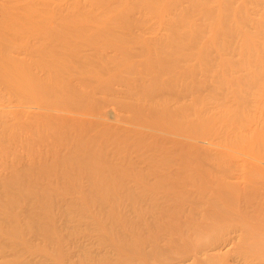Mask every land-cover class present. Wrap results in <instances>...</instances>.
Segmentation results:
<instances>
[{
  "label": "rangeland",
  "instance_id": "374dc122",
  "mask_svg": "<svg viewBox=\"0 0 264 264\" xmlns=\"http://www.w3.org/2000/svg\"><path fill=\"white\" fill-rule=\"evenodd\" d=\"M108 44L110 45V47ZM117 46L118 47L121 46L120 47L121 49L118 48ZM123 48L125 50L122 51ZM86 50H91L92 52L86 51ZM93 50H95L94 52L96 55L94 54ZM96 50H98V52ZM102 50H105L106 52L104 51L103 53ZM115 51L116 53H114ZM73 53H74L73 54V70L71 69V71L73 72H72L71 78L69 76V79L71 80L73 79L72 81L71 80L70 81L74 85L72 86L73 87L72 89H73V92L76 93V94L73 93V97H74L73 100L74 99L75 100L73 101L72 104L70 102V105H68L65 102L67 100L65 96L64 98L61 97L62 98L61 100L59 99L60 101L58 103L60 105L58 103L57 105L61 109L63 110L65 109L64 111L60 109L61 111L63 112L66 111L64 114L66 117L64 118V115H63V118H62L61 117L62 115H61L60 118L62 122L64 120L68 122L69 121L68 118L69 119L72 118L73 120L76 118H80L84 120V121L82 120L81 121L83 122L86 128H89V131L82 130L79 125H77V127L82 131V134L85 135L86 137H93L97 133V131H100V136L103 135L101 137L102 139L100 138L101 140L100 139L97 140L96 147L94 146L95 149L92 153L93 155L95 153L99 157H96L94 155L96 159L89 160V164L91 166H95V165L102 166L106 170V172L111 170V174L109 175L110 177H107L106 175L103 174V177L105 176L107 177V179L104 178L106 180L104 184L103 183L104 179L100 175L101 179H103L101 180L102 181L101 184L103 185L104 187L103 190L105 191L102 190L103 192H100V193H90V191H88L89 193L82 194L81 192L82 191L84 192L85 190H87V187L89 189V186H90V183L85 182V179H84L85 173L82 171H79L80 169L79 168L77 169V166H73L72 169L70 168L71 170H69V167L68 168L63 167L61 166L62 164H57L53 161V159H51L54 153L60 154L61 156H66L69 150L68 144L72 145V142H73V146H77L78 145L77 139L73 141L71 140L72 141L71 143L63 140L62 137H60L61 139H59V137H56V139H54L55 135L52 134L53 132L50 133L51 131L50 132L48 131L49 132L48 133L46 131L48 129L46 128L45 130L46 132L43 133L45 136V142L42 143V145L44 144V146L42 148V146L40 145L42 150L40 149V147L36 148L38 151L40 149L43 152L41 153L39 151V153H41L40 157L42 155L45 156V159H42L39 157V153L36 149H34V151L32 149L31 151H29L30 149L24 150V148H20L16 144V142L12 143L13 140L11 139L10 136L6 134L8 137L7 138L6 135H4L6 137V138L4 137L6 140L10 138L9 141H11L7 143L5 142V139H4V142H5L4 144H7L5 146H8V145L10 146L13 144L11 147L12 148L15 147V148L13 149L12 148L10 149V147L9 149L2 148L3 150L7 149L8 151L4 150L5 151L4 152L3 150H1L3 153L0 151L2 154L0 156V160L4 153L5 154L3 157L4 159H6V161L4 159L1 160V161L4 160L3 163L0 162V199L2 197L5 199L7 193L10 192L9 193L10 197H9V194L7 195L8 196L7 198H9L8 201H6L7 199L6 200L2 199L3 201L0 200L1 201L0 202V212H4L2 211V208L7 207L6 209L8 211L7 213H9V215H6V216L4 215L1 216V213H0V218H1L0 227H4V229L6 228V226L7 228L9 226L8 229L17 227L13 223L10 224L11 220H5L6 217L8 216L14 217V215L17 214L18 216L17 215L15 216L16 218L18 217V226L20 227L18 228L20 232H22L20 234L22 238H24L23 243H25V245L21 244L19 246V244H17L15 241L13 242L11 238L9 237L7 238L6 236H3L4 238H6L4 239L0 234L1 236L0 246L2 245L0 247V264H1V261H2V264H110L111 262H112L111 264H114L113 263L114 260L116 261L115 263H117L118 261L119 264L121 263H126V264H200L201 262L200 255L204 251L219 247L220 244L226 240V237L224 235H223V238H220L218 235V231H215L213 237L207 240L204 244L200 246H195L194 249L188 245V244L195 243L193 239L195 234L201 231H204L205 227L212 225V220L215 218L218 208H220L221 206L222 209H224L225 206L227 205L226 201H224L222 204L221 202H218L217 195L214 194V192L211 189V186L215 190V187L219 183H222V182H226L227 184H232L234 183V180L235 182H238L239 177H243L245 179L253 178L252 176L253 174L250 175L247 173L248 175L245 174L247 176L244 175L243 173L245 171L243 169L244 166H241L239 164L240 168H236L237 164L241 162L240 159L243 160L244 157L248 158L249 161L252 163H255L257 159L255 160L253 159L257 157L260 158L258 160H260L261 162L263 161V158H262L263 156L261 155L259 156L258 152L264 155V150H263L264 149V145H263L264 138L260 137L262 136V134L264 135V125L261 123V121L264 123V117H263L264 108H262L264 106L263 105L261 106V104H264V0H73ZM77 54H79L80 56ZM84 54H86L87 57ZM92 55L94 58L91 57ZM95 57H97V59ZM88 58L90 59L92 58V59L89 60ZM84 59H86V61ZM124 65L128 67H125ZM145 65H146V68H145ZM86 68H87V71H90L89 74L86 71ZM117 68L118 70H121L123 68L125 71L127 68H129V71L127 70L126 74L120 73L122 71L125 72L122 69V71L118 73ZM83 69H84V72L82 71ZM95 69H96V72H93V70L95 71ZM133 69L136 71L134 72ZM82 72L83 74L81 75ZM94 74H96L98 78H96ZM114 74H117L116 76L118 77L122 75L125 78V80L123 79V82L121 81L122 79H120L122 84L121 82H119L118 78H117L118 80L116 79ZM81 76H84V77L79 78ZM87 76L94 77L93 81L92 79H90L91 77L89 78ZM151 76H153L154 78ZM65 77H68V76H65ZM126 77L128 80H126ZM109 78H111L110 81L108 80ZM152 78L155 81H152L153 80ZM155 78L156 79L158 78V81H156ZM65 79L67 81H65ZM65 79H62L63 83L60 85L62 89L63 87H69L72 85L69 82L68 78H65ZM76 79H78L79 82H76L77 81ZM82 79H83V82L81 81ZM113 79H115L116 82L111 81ZM144 79L146 82L147 81L148 82L151 81L153 83L158 82L156 84H159V79L163 80V82L160 81V83H162L161 84L162 87L163 85L166 84V87L164 86L166 90L162 88L163 92H160L161 90L159 92L160 94L164 92L165 94L166 93L167 94L166 95L162 94L161 96L159 94V96L157 97H155V95L153 94H151V96H148V95L145 96L144 95L145 91H143L144 87L142 86H147L148 83L146 85H142ZM84 80L85 82L89 81L90 83H92V84L87 83L91 85V86L88 85L90 88H93L92 86H94L92 91L97 90L96 88H98V91H100V92L96 91L97 92L96 95L94 92V95H93L94 100L96 99L100 100L102 98V100L104 99L106 100V102L103 101V103H100V102L93 103L94 101L85 99L83 97L84 96L83 93H85L84 91L87 90L85 86L86 87L88 86L84 83ZM102 80L104 82H102ZM106 80L112 83L109 84L107 82V85H106V82H105ZM129 80L130 82L127 83ZM64 81L67 83L69 82L71 85H69L68 83V86H67L66 85L67 83L64 84ZM145 81L143 84H145ZM78 83L80 84L78 85ZM153 83H151V86L153 87L155 86L154 88L157 89L159 85H156V84L152 85ZM168 83L169 85L167 86ZM63 84L65 86H62ZM94 84H96L97 87ZM127 84H130L132 86H130L129 88V85ZM124 85H126L127 87ZM103 86L104 87L106 86L108 90L110 89L112 91H115V90L117 91H115L116 93L112 91H111L112 93H110V90L109 92H106L105 88L102 89ZM83 87L86 90H84ZM101 89L103 91H101ZM118 90H121V92ZM16 97L19 98L18 96ZM147 97L148 98L151 97L149 98L151 99V101H149ZM162 97L166 105L163 103L164 101L162 100ZM42 98L44 100V97ZM42 98L41 97L39 98L41 99V103L43 101ZM153 98L159 101L157 102L153 100ZM158 98L161 99V102L163 101L162 103L164 106L162 105V103L160 102V99ZM19 99L24 100L25 98L20 97ZM63 99H65V101H62ZM27 100L23 102L15 98L14 100L15 102L13 103L15 105V103L18 101V104L16 105L20 106L19 105L20 102L27 103V104L30 103L29 99ZM46 100L48 99L45 98V101ZM175 100L177 101L174 102ZM197 100H199V102ZM88 101L90 102V104L87 103ZM148 101L152 102L155 105L150 104ZM148 103L150 104V106L148 105ZM123 105L125 107L127 106V109ZM170 105L172 106V109L174 108V111L171 108H169L171 107ZM121 106L123 107L122 109H121ZM180 106H181V109H184L185 111L188 110V112H183L185 117L187 113L190 114V116L186 117L187 121L184 120L185 117L182 116L183 114L179 113ZM71 107H74V108H71ZM152 107H155L154 110L152 109ZM164 107L165 109L169 108L170 110L168 111L164 110ZM157 108L159 111L157 110ZM222 108H224V110ZM67 109H70V110H67ZM177 109L179 110L178 113L176 111ZM245 109L247 110V112ZM94 110L95 112H93ZM144 110H146V114ZM150 110L153 116L155 114H156L155 116H157L158 114H161L162 110H163V113L160 115V117L159 115L157 117H153L151 116V114L147 112ZM171 110L172 112L176 111V113L182 119H180L179 121V118L175 117L174 115L176 113L172 114ZM89 111L91 113H88ZM166 111L170 115L172 114L171 115L172 117L173 116L175 117L174 120L172 117L166 116L169 118V122H167L168 119L164 116ZM204 111L205 112L207 111V112L205 113ZM69 112H71L70 115H69ZM77 112L79 113V115ZM136 112H138L140 115H138V113ZM234 112L237 115H235ZM103 113L104 114L106 113L107 117H105ZM245 113L247 115L250 114L251 118L248 117L250 115L246 116ZM180 114L182 115L180 116ZM200 114H203V115L205 114V115L204 117L203 115L202 117H200L199 116ZM214 114L216 115L214 116ZM226 114H228L229 118L227 117ZM231 114H233L234 116ZM165 115H168V114H165ZM73 116H76V118H74ZM102 116L103 118L105 119L107 118V119L106 120L102 119ZM148 116L150 117V119L148 118ZM194 116L196 117L195 120H194ZM207 117L209 118L211 117L210 120ZM224 117L227 119H224V121H221V119ZM230 117H234V118H231L232 119L231 120ZM252 117L254 120H256L255 121L256 123L253 120L251 121ZM198 118H200L198 120L199 123L196 120ZM201 118H202V121L204 118L203 122L201 121ZM213 118L214 120H212ZM134 120H136L137 122ZM159 120L161 121L162 124L159 122ZM183 120L185 122L184 123L185 125L189 123L188 124L189 127L185 126L184 128V125L181 124ZM192 120L196 121L197 123L196 126H194L195 122L191 123L193 122ZM205 120L207 122L209 121L208 123L210 125L207 124ZM30 121H31V118L29 119V122ZM78 121L81 122L80 120ZM175 121L177 122L178 125H176ZM210 121L212 124L210 123ZM220 121L224 123L225 121H228L226 123H229L228 124L229 129H231V126H232V131L229 130L228 127L224 128L225 124L223 123L220 124ZM229 121H233L235 126L233 125L232 122H229ZM145 122H146L147 129L142 127V123H144L143 126H145ZM170 122H171V125H173V127L180 126L179 129L177 128L178 131H180L181 129L183 132L186 129L187 131L190 130L191 132L192 131L191 129L194 130V128H192L191 125L197 128V130L195 129L196 132L192 131L193 132L192 134L188 131L190 136L188 134L181 133V131L176 133L177 129L176 130L173 129V127H171L170 125ZM172 122H175V123L172 124ZM215 122L219 123L218 124L219 126ZM238 122H241V125ZM136 123L139 128L135 126ZM202 123H205L206 131L203 128L204 125H202ZM235 123H237L238 125ZM257 123L258 124L260 123L259 125H261V129L259 128L260 127L259 125H256ZM152 124L155 126V128H153L152 126V129L156 130L154 132H152L153 130L151 128H148ZM155 124L157 126L160 124L158 126L159 129L158 128L156 129L157 126ZM166 124L170 127L166 126ZM198 124L200 125V127ZM92 125L96 127V130ZM129 125L132 130L133 129L137 130L135 132H137V134H139L140 136L135 134L134 130L132 131ZM53 126L51 127V129L56 128ZM209 126L214 127V128L212 129ZM220 126H221V129H220ZM222 126H224L223 127L224 129L222 128ZM66 127H69V126L67 124H62V126L60 125V129L66 128ZM165 127L167 128L168 132L175 130V132L173 131L174 133L171 132L172 136L170 132L167 133ZM235 127L236 129L233 130ZM160 128L162 129V131ZM170 128H172V130ZM241 128H243V130L246 129L247 132L240 131L242 130ZM248 128L249 130L251 129L252 131L247 130ZM125 129H127L126 134L130 132L133 133V134L127 135V137H130L128 141L123 140L124 138H127L125 137V133L123 134V131L125 132ZM149 129H151L152 131ZM164 129L165 131L163 132ZM222 129L224 130V134L222 133L223 131ZM237 129H240V130L238 131ZM128 130H130V132H127ZM158 130L163 132L164 135L158 133ZM209 130L211 133L209 132ZM236 130L237 132H240V134L243 133L242 135L239 134L240 136H238V138H240L241 136L243 137V135H246L247 133L250 134V132H252L254 135L251 133L250 135H248L249 137L247 136L249 141L247 140V138L241 137L240 138L241 141H244L245 143L243 142L241 143L239 139V141H236L237 146H235L236 145L235 140H237ZM187 131L185 133H187ZM199 131H201L200 133L201 135H204V137L210 135L212 139L210 138V136L206 138H204L203 136H202L203 138L198 136L200 134V133L198 134ZM202 131H205V132H202ZM226 131L227 133L229 131L227 135H225ZM254 131L256 132V134L257 132L261 133V131H263V133H261V135L260 133H258L259 134L258 136V134L256 135ZM110 132H115L113 134L116 137H112L109 139L110 135L108 134ZM27 133L28 135L26 136H28V138L34 137L35 140L37 139L36 136H33V137L31 136V135H34L33 132L28 131ZM179 133L183 134L184 136L188 135L189 137H184L183 135H180ZM177 134H179L180 136L179 138L177 137ZM56 135L59 136L58 134ZM106 135H108L107 136L108 137L107 140L109 139L108 143H107V140H105ZM160 135H163L165 138L169 137L172 140L175 137L173 140V143L175 141L176 142L174 144H177V140H176L177 138L179 139L180 142L181 140L182 142L183 140H187L186 143L191 142L190 144H192L193 141L197 138L198 140L200 138V140H203V141L205 139L206 141L204 142L206 143H204L203 141L198 142V140H196L197 144L194 141V145L196 144L197 146L200 144L203 148V151L206 150L204 152L207 155H205L204 152H201V153H204L205 157L204 155L202 156L199 150L197 153H199L202 157H200L201 158L200 160L197 157L199 156V154H195L196 158L200 160L198 161L200 163H196L197 159H193L194 161H192L191 157L193 156V158H195L193 153H195L199 147H200L199 149H201V146L199 147L197 146L198 147L197 149L195 146V149H196L195 152H194V149L190 148V152L193 150L192 153L190 154L191 159L188 158L189 156L187 154L189 152L186 150L187 148L186 149L185 147L182 148L187 152V154L184 153V156H183L186 159V162L188 163L192 162L191 163L192 165L195 162L193 166H191L190 164L191 167L188 168L189 165L188 163L185 162V160L184 161L182 160V162L177 163L178 158L176 159L174 158L175 155L177 157L180 153L178 151H177L178 155L175 153V151L177 150L176 148L179 149L183 147L185 142L182 143L183 144L182 146L180 145L181 143L178 142V145L176 146H179V145L180 146L175 148L174 147L175 145L172 144L171 139L169 141L170 144L169 142L167 144L166 142L169 139H167V141L165 142L163 140L165 138L163 136L160 137ZM167 135L168 137H166ZM191 135H194L195 139L194 137L192 138ZM223 135L225 136V138ZM231 135H234V136L236 135V136L234 137ZM251 135L254 136V138L253 137L251 138ZM255 136L256 138L258 137V140H259V142H256L257 144L255 143V141H254V144L253 142H251V139L257 141ZM103 137H104V142L107 143V146L102 144L104 143ZM64 138L66 139L67 136H64ZM180 138H185V139H180ZM214 138L216 139L217 142L215 141ZM259 138H261L262 140ZM160 139H162L163 141ZM115 140H116V144H115ZM260 140L263 143L260 142ZM99 141L100 143L102 142L101 144L104 147H108V148L105 149L103 146H97V143ZM157 141L161 143L157 144ZM162 142H163V145L167 144V146H164L165 148L164 151L168 150L172 152V149L170 150L171 145L173 146L172 148L176 149L174 150V154H173L174 156L173 155L171 156V154L165 152L167 153V157H166V154L164 153L165 158L162 159L164 157L162 154L163 148L162 150H160L161 146H159L160 144H162ZM202 142L205 145L206 144L207 145L205 146ZM207 142L208 143L210 142V143L208 144ZM136 143L138 144L136 145ZM229 143H231V145ZM248 143L250 145H247ZM2 144L0 145V149H1V146L2 147L4 146ZM109 144L110 146H108ZM152 144L154 146L158 145L159 148L158 147L149 148L150 146H152ZM213 144L214 145L217 144V145L214 147ZM241 144H243L244 146H241ZM208 145L209 146L211 145L210 147L212 149L211 148L209 149ZM256 145H258L257 148H256ZM231 146L233 149L231 148ZM251 146L253 147L252 150L255 151L254 153L256 154L257 152L258 156L250 157L249 155L251 154H249V152L252 153L253 152L252 150H251L252 152L249 151L247 153H244V150L248 151L251 148ZM17 147L19 148L18 150H17ZM166 147L167 148L170 147V148L167 149ZM259 147L263 151H261ZM147 148H149L150 150H148ZM213 148H217V149H213ZM14 149H16L19 152V154L15 153L14 151L16 150ZM146 149L148 150V152L152 150V154L151 153L148 154ZM156 149H158L159 153L157 152ZM235 149L237 152L235 151ZM77 150L78 149H73V151L75 152H73L72 154H73V157L75 158L81 156L78 152H76ZM184 150L183 152H185ZM23 151H24V154H22ZM35 151H37V153H35ZM154 151L155 153L153 154ZM6 152H8V156L6 155ZM9 152H11V154L13 152L14 153L12 155H9ZM25 153L27 155V158H26ZM27 153H30L32 155L27 154ZM241 153L243 154L239 156V154ZM17 154L19 155L20 159H18L19 157H17ZM156 154L157 155L159 154V158ZM13 155H16L14 158H16L17 163H15V160H14V163H12V165H9V163L12 162L14 159ZM33 155L34 156L36 155L38 159L40 158L43 160V162H46V163L43 165L42 163H40L42 161L37 160L36 158L35 160L37 161L35 162H31V163L27 162V160L29 161L34 160V157H32ZM151 155L153 156L151 157ZM155 155L157 156L158 159H156ZM186 155L188 157H186ZM230 155L232 156L229 157ZM6 156L8 158H5ZM9 156H11L10 158H13V159L11 160ZM139 156L145 158V160L146 159L148 160L150 158L149 161H152V164L151 162L148 163L149 161L146 160L147 162H143L142 166H141V162H139L140 164L139 165L137 161L144 160L143 158L142 159L139 158L140 159L139 160L137 158ZM170 156L171 158H173V161L171 160ZM206 156L211 158L212 161L210 159L208 160V162L210 161L211 164L207 163V160L206 161L204 160L205 163L202 162L203 157L204 159H208L206 158ZM236 156H239L240 159L238 160ZM153 157H155L156 159L154 160L155 162H153V159H154ZM168 157H169V161L174 162L173 163L174 168L171 167L172 163L171 162H170L171 164L169 163L171 165L170 166L171 171H170L169 165L166 164L169 162ZM180 157L183 158L182 155ZM180 157L179 159L181 161ZM235 158L239 162L236 161ZM8 159L11 161H9ZM19 160H22V161H19ZM25 160L26 162H24ZM156 162H158L157 163L158 165L162 164L163 169L161 167H157V165H153V163L155 164ZM175 162L177 165L175 164ZM183 162L184 164L186 163L185 165L187 166V170L185 168L186 166L184 167L183 166L184 164L183 165L181 164ZM261 162L260 164L263 165V162L262 163ZM137 164L139 165L140 168L138 167ZM145 164L147 165L145 166ZM164 164L168 166L165 165V168H164ZM195 164L196 165L201 164V166L203 165L202 167L203 171L207 170V172H208V169L210 168L208 166L209 165L213 166V169L211 170V174L208 173L209 174L208 175L203 172L205 177L206 175H208L206 178L210 180L209 183L206 182L207 179L203 176V174L201 175L202 168L197 165L199 167L198 169H200V172H197L198 170H196L197 167L195 166ZM204 164L206 166V169H204L205 167ZM241 164L243 163L241 162ZM175 165L177 169L179 168L178 169L179 171L180 170L182 171V168H185L183 169L184 173L183 172L177 173L178 171L177 169H175ZM178 165L182 166V168L177 167ZM262 165H260L259 167H261V169H264V166ZM153 167L155 168V170L157 168H158L157 170H161V169L164 170L166 169V167H168L169 168L168 171L170 172V174L168 173L169 174L168 177L171 176L170 179L167 180L168 179L166 178L167 176L163 175L165 170L161 172L157 171L158 173H156ZM193 167L195 168V170ZM191 168L194 170V172L196 171V173H200L201 177H199L197 174H193L194 172L192 171ZM173 169H175L176 172ZM238 169L240 170V173ZM153 170L155 172H153ZM171 172H175V174ZM166 173L167 172H165L164 174ZM80 175L82 176L80 177L82 178L81 180L79 178ZM76 177H77V180L79 178L78 181L76 180ZM100 177L97 180H100ZM83 179H84V182H83ZM253 179H255V177ZM258 179H260V176ZM173 181L174 182L176 181V182L172 184ZM165 182H167V184L169 185L165 184ZM204 182L208 183V185H205ZM77 183L78 184L81 183V184L77 185ZM5 187H6V190L8 189L7 191L5 190ZM35 188H36V191H38L37 193L39 195L38 196L35 195L36 193L35 191L34 194L31 192L33 194V197H31L30 196L31 194L29 193V189L33 190ZM3 190H5L6 193L2 192ZM22 192L24 193L23 195H22ZM40 194H41V198L43 197L44 198L39 199V200L36 199L37 197L39 198ZM24 195L26 197H23ZM10 198L13 202L12 205L10 204L11 203ZM4 201L6 202L5 205H3ZM8 203L12 207L7 206L9 205ZM45 204L48 207L52 206V208H49V209L53 212L51 213L55 217L48 213L49 209L48 207L47 209L45 208L46 207ZM84 205H89V209L87 210V215L90 213L91 216L95 215V214H92L91 212L99 211V209L96 206H99L101 207L100 209H102L101 213L98 214L95 220L92 222L93 224L92 226H91L92 217L88 215L89 218H91L89 221L88 216H86V212H85L86 210L84 211L82 210V208L84 209ZM91 206L92 208H90ZM9 207L11 209H9ZM93 207H94V210H93ZM258 207L259 206L245 207L243 210L245 214H249V216L253 215L254 218L259 223H262L264 222V212H262L260 208ZM95 208L98 210H96ZM46 210L48 211L47 214L45 212ZM84 212H85V215L83 214ZM43 213H45V215ZM80 213L81 215L86 216L85 220H84V216H81ZM221 215L225 216L226 213L222 211ZM47 216H50V218ZM82 217H83L84 222L90 225L89 227L88 225L86 226L84 222H83L84 224L82 223ZM50 219H51V222H50ZM86 220H88L90 224ZM80 221L82 223L81 226L79 225ZM48 223H53L54 228L52 227V224H50L51 226H47L49 225ZM77 223L79 224L77 225ZM75 224L77 225L79 229L76 227ZM118 224H122V227L123 226L127 227L128 225V227L126 229L125 227L121 228V226L120 227L117 226L119 227L118 228L119 230H118L116 229L117 228L116 225ZM132 225L133 227L135 226L139 227L140 230L144 229L148 231L149 233H151L154 238V243L145 244L143 246L145 249L142 250V255L140 256L131 255V256H122L121 258H118V257H114L112 253H107L108 252L107 250L109 247H107V245L104 246L103 244L105 243L102 242L103 240L102 236H104L103 234H105V232L103 231V228L111 227L110 229L113 228V232H114V229H116L117 232L115 231V233H117V235L120 234L118 231H121V229H123L126 233H124L122 230L121 231V233L123 232L122 235L125 234L124 236H127V235L131 236L132 231L134 229L130 232L131 229L129 228H131ZM96 226L98 227L97 229H96ZM99 227H101L100 229L101 231H103V233H101L102 236H100V231H98ZM137 227H136V230L139 231ZM48 230H50L49 234H47ZM90 230H92L91 231L92 233L89 232ZM96 230L99 232V235ZM76 233L77 235L80 234L82 237L80 235H78L79 237L76 236ZM91 234L92 235L96 234V235L91 236ZM88 236H91L92 241H94L93 238L96 236L95 239H97V241H94V243L91 242L90 237H89L90 240L89 239L86 240ZM98 238H100L99 239L100 241L98 240ZM136 238H143V237H132V238L129 237L128 239L124 241L123 244L127 246L134 245ZM238 239H239V235L236 237V240L234 241V243H236ZM88 240L90 242H88ZM76 242H78V245ZM99 242H101L102 244ZM81 244H84V246L83 245L81 246ZM14 245H16V248ZM97 245H100L102 247L99 248L100 246L97 247ZM23 246L25 249L22 248ZM75 247L77 249H75ZM185 247H187L188 249L185 251H181ZM2 248H3V251H1ZM58 248L60 249L58 250ZM103 248H105L106 251L105 250L102 251ZM15 249L17 251H14ZM7 250L8 252H10V254L7 252ZM78 250L80 251L79 253H78ZM83 251H84V254H86V259H85V255L81 253ZM4 254L5 256H3ZM88 259H90L89 262H88Z\"/></svg>",
  "mask_w": 264,
  "mask_h": 264
},
{
  "label": "bare ground",
  "instance_id": "6f19581e",
  "mask_svg": "<svg viewBox=\"0 0 264 264\" xmlns=\"http://www.w3.org/2000/svg\"><path fill=\"white\" fill-rule=\"evenodd\" d=\"M109 45V44H108ZM76 47V46H75ZM106 47H107V45H106ZM109 47H110V45H109ZM118 47V46H117ZM121 46H119L118 48H120ZM123 47V46H122ZM88 48V47H87ZM113 48H115V47H113ZM89 49H91V48H89ZM103 49V48H102ZM121 49V48H120ZM77 50V49H76ZM83 50H85V49H83ZM106 50V49H105ZM105 50H102L103 51V53H104V51ZM115 50V49H114ZM113 50V51H114ZM117 50V49H116ZM123 50H125L124 48L122 49V51ZM82 51V50H81ZM86 51H91V50H86ZM95 50H93V52H94ZM97 52H98V50H96ZM107 51V50H106ZM105 51V52H106ZM121 51V50H120ZM83 52V51H82ZM92 52V51H91ZM101 52V51H100ZM118 52V51H117ZM78 53V52H77ZM86 53V52H85ZM114 53H116V51L114 52ZM120 53V52H119ZM73 0H0V145L2 144V142H3V144L2 145H7V144H4L5 142H11V141H9L10 140V138L9 139H5L6 137H7V135L8 136H10L11 137V139L13 140L12 141V143H14V142H16V144L20 147V148H24V150H27V149H30L29 151H31V149L34 151V149H36V148H39L40 147V145L42 146V148H43V146H44V144L42 145V143H44L45 142V136H44V134L43 133H45L46 131L48 132H50V133H52V134H54V135H52V136H54L55 138L54 139H56V137H59V139H61L60 137H62V139L63 140H65V141H67V142H72L73 140H75V139H77V146H73V142H72V145L71 144H68V147H69V150H68V154L66 155V156H61L60 154H57V153H54L53 155H52V157H51V159H53V161L55 162V163H57V164H62L61 166H63V167H66V168H68L69 167V170H71L72 169V167L73 166H77V169L79 168L80 170L79 171H82V172H84L85 173V182L86 183H90V186H89V189H88V187H87V190H85L84 192L82 191L81 193L82 194H86V193H89L88 191H90V193H100V192H103V191H105V190H103L104 189V187H103V185L101 184V180H103L104 178H106L107 179V177H110L109 175L111 174V170H109V171H107L106 172V170L102 167V166H91L90 164H89V160H94V159H96L95 158V156L96 157H99V156H97L95 153H94V155L92 154L93 153V151H94V149H95V147H96V142H97V140H99L103 135H101L100 136V131H97V133L93 136V137H86L85 135H83L82 134V131L77 127V125H79L80 126V128L82 129V130H84V131H89V128H86L85 127V125L83 124V122L82 121H84V120H82V119H80V118H76V116H73L74 118H76V119H78V120H82L81 122H79L78 120H76V119H69L68 118V122H66V120H64V119H62V120H64L63 122L61 121V118H60V116L63 118V115L65 114V112H63L64 110L63 109H61L58 105H57V103L62 99V98H64V96H65V98H67V100L65 101V99H63L62 101H65L68 105H70V102H71V104L73 103V101L75 100H73V93L74 94H76L75 92H73V87L72 86H74L73 84H72V80L71 79H69V76H70V78H71V75H72V72L73 71H71V69L73 70ZM79 54H81V53H79ZM79 54H77V55H79ZM91 54V53H90ZM89 54V55H90ZM94 54H95V52H94ZM122 54V53H121ZM84 55H86V54H84ZM96 55V54H95ZM94 55V56H95ZM98 55H100V54H98ZM107 55V54H106ZM76 56V55H75ZM80 56V55H79ZM103 56V55H102ZM111 56V55H110ZM86 57H87V55H86ZM85 57V58H86ZM89 57V56H88ZM91 57H93V55L91 56ZM94 58V57H93ZM96 59H97V57H95ZM99 58V57H98ZM102 58V57H101ZM114 58V57H113ZM75 59V58H74ZM89 60H91L90 58H88ZM132 59V58H131ZM76 60V59H75ZM85 61H86V59H84ZM95 60V59H94ZM93 60V61H94ZM98 61V60H97ZM133 61V60H132ZM88 62V61H87ZM149 62V61H148ZM147 62V63H148ZM89 63V62H88ZM87 63V64H88ZM146 63V62H145ZM85 64V63H84ZM95 64H96V62H95ZM120 64V63H119ZM125 64V63H124ZM127 64V63H126ZM133 64V63H132ZM138 64V63H137ZM149 64V63H148ZM122 65V64H121ZM150 65H151V63H150ZM149 65V66H150ZM75 66V65H74ZM78 66V65H77ZM83 66V65H82ZM97 66V65H96ZM125 66V65H124ZM233 66V65H232ZM84 67V66H83ZM86 67V66H85ZM116 67V66H115ZM125 67H128V66H125ZM88 68V67H87ZM87 68H86V71H87ZM145 68H146V65H145ZM148 68V67H147ZM104 69V68H103ZM116 69V68H115ZM123 69V68H122ZM122 69L121 70H118V68H117V70H118V73L120 72V71H122ZM126 69V68H125ZM135 69V68H134ZM133 69V71L135 72L136 70H134ZM232 69V68H231ZM91 70V69H90ZM124 70V69H123ZM129 71V68H127L126 69V71ZM75 71V70H74ZM83 72H84V69L82 70ZM98 71V70H97ZM108 71V70H107ZM115 71V70H114ZM125 71V70H124ZM126 71L125 72H120V73H125L126 74ZM83 72L81 73V75L83 74ZM88 72V74H89V72L90 71H87ZM92 72V71H91ZM93 72H96V69H95V71L93 70ZM133 72V73H134ZM98 73V72H97ZM101 73V72H100ZM232 73V72H231ZM80 74V73H79ZM87 74V73H86ZM87 74V75H88ZM102 74V73H101ZM101 74H99V75H101ZM127 74H128V72H127ZM135 74V73H134ZM138 74H139V72H138ZM229 74H230V72H229ZM74 75H75V73H74ZM85 75V74H84ZM95 76H96V74H94ZM117 74H114V76L116 77V79L118 78L119 79V82H123V79L125 80V78L121 75L120 77H118V76H116ZM118 75H120V74H118ZM65 76H68V77H65ZM76 76H78V75H76ZM92 76V75H91ZM91 76H87V77H91ZM109 76V75H108ZM113 76V75H112ZM134 76V75H133ZM230 76V75H229ZM68 78L69 79V82L72 84H70L69 82V85H71V86H69V87H63V89H62V87L60 86L62 83H63V80L62 79H65V78ZM74 77V76H73ZM82 77H84V76H81V77H79V78H82ZM86 77V76H85ZM105 77V76H104ZM111 77V76H110ZM114 77V78H115ZM151 77H153V76H151ZM150 77V78H151ZM157 77V76H156ZM93 78L94 77H91L90 79H92V81H93ZM96 78H98L97 76H96ZM113 78V77H112ZM154 78V77H153ZM152 78V79H153ZM86 79V78H85ZM110 79L111 78H109L108 80L110 81ZM117 79V80H118ZM120 79H122L121 81H120ZM156 79V78H155ZM62 80V81H61ZM71 80V81H70ZM77 81L76 82H79L78 81V79H76ZM95 80V79H94ZM99 80H101V79H99ZM126 80H128L127 79V77H126ZM150 80V79H149ZM65 81H67L66 79H65ZM64 81V84L65 83H67V82H65ZM82 82H83V79L81 80ZM87 81V80H86ZM111 81H114V82H116L115 81V79H113V80H111ZM144 81H145V79H144ZM144 81H143V83H144ZM152 81H155L154 79L152 80ZM156 81H158V78L156 79ZM160 81L161 82H163V80H161V79H159V84H156V83H158V82H146L145 81V84H143L142 83V85H146L147 83V86H142V87H144L143 88V91H145V96L146 95H148V96H151V94H153V95H155V97H157V96H159V94H160V92H163L162 90V88H164V90H166L165 89V87H166V84L165 85H163V87H162V83H160ZM171 81V80H170ZM98 82V81H97ZM102 82H104L103 80H102ZM106 82V85H107V80L105 81ZM118 82V81H117ZM118 82V83H119ZM122 82H121V84H122ZM126 82V81H125ZM130 82V80L127 82V83H129ZM165 82V81H164ZM68 83L66 84L67 86H68ZM84 83L88 86H91L90 84H92V83H90L89 81H87V82H85V80H84ZM83 83V84H84ZM87 83H90V84H87ZM94 83H96V82H94ZM109 84L110 83H112V82H108ZM149 83H150V85H149ZM151 83H153L152 85H159L158 86V88L156 89V88H154L153 86H151ZM166 83V82H165ZM62 85V86H65V85ZM80 83H78V85H79ZM82 84V85H83ZM84 84V85H85ZM98 84V83H97ZM105 84V83H104ZM103 84V85H104ZM114 84H116V83H114ZM120 84V83H119ZM131 84V83H130ZM130 84H127V85H129V88H130V86H132V85H130ZM141 84V83H140ZM164 84V83H163ZM82 85H81V87H82ZM94 85H96V84H94ZM100 85V84H99ZM118 85V84H117ZM169 85V83L167 84V86ZM86 87L85 86V88H87V90L84 88V90H86V91H84L85 93H83V97L85 98V99H87V100H92V101H94L93 103H103V101L104 102H106V100H102V98L99 100H94V98H93V95H94V92H95V95H96V91H98V88H96L97 90H95V91H92L93 90V88H94V86H92L93 88H90V87ZM124 86H126V85H124ZM165 86V87H164ZM172 86V85H171ZM175 86V85H174ZM222 86V85H221ZM223 86H225V85H223ZM96 87H97V85H96ZM127 87V86H126ZM146 87V88H145ZM157 87V86H156ZM184 87V86H183ZM83 88H81V89H83ZM101 88V87H100ZM103 88H105V90H106V92H109V90L107 89V87L105 86H103L102 87V89ZM129 88H127V89H129ZM169 88H171V87H169ZM101 89V91H103ZM76 90V89H75ZM100 90V89H99ZM115 90V89H114ZM161 90V91H160ZM173 90V89H172ZM172 90H171V92H172ZM184 90H185V88H184ZM226 90V89H225ZM259 90V89H258ZM79 91V90H78ZM112 90H110V93H112V92H115V91H117V90H115V91H112ZM118 91H120L121 92V90H118ZM160 91V92H159ZM98 92H100V91H98ZM80 93V92H79ZM116 93V92H115ZM147 93V94H146ZM178 93V92H177ZM252 93V92H251ZM81 94V93H80ZM106 94V93H105ZM114 94V93H113ZM131 94V93H130ZM129 94V95H130ZM163 95H166L165 94V92L164 93H162ZM162 94H160V96L162 95ZM172 94H174V93H172ZM258 94V93H257ZM67 95V96H66ZM86 95V96H85ZM101 95V94H100ZM108 95V94H107ZM135 95H136V93H135ZM16 96H18L19 98L20 97H22V98H25L26 100L27 99H29V102L30 103H21L20 101H26L25 99L23 100H21V99H19V98H17ZM75 96V95H74ZM77 96V95H76ZM132 96V95H131ZM173 96V95H172ZM257 96V95H256ZM42 98V97H44V100H43V98H42V103H41V99H39V98ZM62 97V98H61ZM82 97V96H81ZM82 97V98H83ZM96 97V96H95ZM102 97V96H101ZM137 97V96H136ZM153 97V96H152ZM164 97V96H163ZM163 97H162V100H163ZM250 97V96H249ZM15 98L16 99H18V100H20L19 102L21 103H19V105L20 106H18V105H16V104H18V101L15 103V105H14V103L13 102H15L14 100H15ZM45 98L46 99H48V100H46V101H48V102H46L45 101ZM104 98V97H103ZM148 98V97H147ZM149 98H151V97H149ZM148 98V99H149ZM252 98V97H251ZM260 98H261V96H260ZM14 99V100H13ZM30 99H31V101H30ZM60 99V100H59ZM81 99V98H80ZM158 99H160V98H158ZM176 99V98H175ZM178 99V98H177ZM78 100V99H77ZM83 100V99H82ZM139 100V99H138ZM146 100V99H145ZM153 100H155V101H159V100H156L155 98H153ZM166 100V99H165ZM174 100V99H173ZM61 101V102H62ZM91 101V102H92ZM147 101V100H146ZM149 101H151V99H149ZM148 101V102H149ZM154 101V102H155ZM164 101V100H163ZM162 101V102H163ZM167 101V100H166ZM169 101H171V100H169ZM177 100H175L174 102H176ZM198 102H199V100H197ZM196 101V102H197ZM218 101V100H217ZM220 101H221V99H220ZM241 101V100H240ZM245 101V100H244ZM250 101V100H249ZM260 101V100H259ZM27 102H28V100H27ZM44 102V103H43ZM83 102V101H82ZM81 102V103H82ZM160 102H161V99H160ZM161 102V103H162ZM180 102V101H179ZM178 102V103H179ZM201 102V101H200ZM206 102V101H205ZM227 102V101H226ZM236 102H237V100H236ZM247 102H248V100H247ZM254 102V101H253ZM258 102V101H257ZM64 103V102H63ZM65 103V104H66ZM79 103V102H78ZM80 103V104H81ZM87 103H89L90 104V102L88 101ZM150 104H153L152 102H149ZM148 103V105L150 106V104ZM156 103V102H155ZM161 103H159V104H161ZM164 104H165V101L163 102ZM163 103H162V105H163ZM167 103V102H166ZM171 103V102H170ZM169 103V104H170ZM177 103V104H178ZM203 103V102H202ZM208 103V102H207ZM222 103V102H221ZM250 103H252V102H250ZM256 103V102H255ZM263 103V102H262ZM22 104H24V105H22ZM59 104V103H58ZM124 104V103H123ZM145 104V103H144ZM157 104V103H156ZM168 104V103H167ZM209 104V103H208ZM212 104V103H211ZM226 104V103H225ZM237 104V103H236ZM254 104V103H253ZM60 105V104H59ZM62 105V104H61ZM91 105H92V103H91ZM95 105H97V104H95ZM102 105V104H101ZM107 105V104H106ZM105 105V106H106ZM153 105H155V104H153ZM161 105V106H162ZM166 105V104H165ZM172 105V104H171ZM170 105V106H171ZM189 105V104H188ZM205 105V104H204ZM221 105V104H220ZM219 105V106H220ZM234 105V104H233ZM264 106V104H261V106ZM58 106V107H57ZM63 106V105H62ZM79 106V105H78ZM100 106V105H99ZM103 106V105H102ZM124 106V105H123ZM142 106V105H141ZM152 106V105H151ZM158 106V105H157ZM160 106V107H161ZM164 106V105H163ZM162 106V107H163ZM168 106V105H167ZM224 106V105H223ZM237 106V105H236ZM242 106V105H241ZM246 106V105H245ZM101 107V106H100ZM118 107V106H117ZM125 107V106H124ZM160 107H159V109H160ZM201 107V106H200ZM214 107V106H213ZM217 107V106H216ZM250 107V106H249ZM256 107V106H255ZM62 108H64V107H62ZM71 108H74V107H71ZM98 108V107H97ZM108 108V107H107ZM123 107L121 106V109H122ZM126 109H127V106L125 107ZM146 108H147V106H146ZM149 108V107H148ZM154 108L155 107H152V109L154 110ZM169 108H171L172 109V106L171 107H169ZM169 108H167V109H165V107H164V110H170ZM177 108H179V107H177ZM188 108V107H187ZM203 108V107H202ZM212 108V107H211ZM221 108V107H220ZM237 108V107H236ZM235 108V109H236ZM245 108V107H244ZM257 108V107H256ZM262 108H264V107H262ZM63 110V111H61V110ZM82 109V108H81ZM89 109V108H88ZM106 109V108H105ZM128 109H130V108H128ZM133 109V108H132ZM143 109V108H142ZM175 109H176V107H175ZM196 109H197V107H196ZM198 109H200V108H198ZM205 109V108H204ZM223 110H224V108H222ZM250 109V108H249ZM261 109V108H260ZM67 110H70V109H67ZM134 110V109H133ZM146 110H148V109H146ZM146 110H144L145 111V114H146ZM157 110H158V108H157ZM173 111H174V108L172 109ZM172 110H171V113L173 114V113H176V111H177V113H178V109L175 111V112H172ZM181 110H182V112H181ZM184 109H181V106H180V112L179 113H182V114H180V116L182 115V116H184L185 117V115H184V113L183 112H188V110L187 111H183ZM202 110V109H201ZM227 110V109H226ZM232 110V109H231ZM237 110V109H236ZM235 110V111H236ZM239 110V109H238ZM246 110V109H245ZM251 110H253V109H251ZM250 110V111H251ZM255 110V109H254ZM262 110V109H261ZM260 110V111H261ZM72 111V110H71ZM83 111V110H82ZM85 111V110H84ZM97 111V110H96ZM123 111V110H122ZM159 111V110H158ZM166 111V113L165 114H168V115H165L164 114V116L166 117V116H168V117H172L168 112ZM229 111V110H228ZM68 112V111H67ZM93 112H95V110L93 111ZM100 112V111H99ZM149 114H151V110L150 111H147ZM161 112V111H160ZM170 112V111H169ZM190 112V111H189ZM205 112V111H204ZM203 112V113H204ZM207 112V111H206ZM205 112V113H206ZM212 112H213V110H212ZM225 112V111H224ZM246 112H247V110H246ZM252 112V111H251ZM262 112V111H261ZM70 113L71 112H69V115H70ZM73 113V112H72ZM74 113H76V112H74ZM78 113V112H77ZM82 113H84V112H82ZM88 113H91L90 111L88 112ZM102 113V112H101ZM107 113V112H106ZM106 113L104 114L103 113V115H105V117H107V115H106ZM132 113V112H131ZM136 113H138V112H136ZM163 113V110H162V112H161V114ZM174 114L175 115V117H178L179 118V121H180V119H182V118H180L179 117V115L178 114ZM200 113V112H199ZM198 113V114H199ZM202 113V112H201ZM217 113V112H216ZM218 113H219V111H218ZM227 113V112H226ZM230 113V112H229ZM231 113H232V111H231ZM250 113V112H249ZM253 113V112H252ZM86 114H87V112H86ZM85 114V115H86ZM100 114V113H99ZM108 114V113H107ZM130 114V113H129ZM133 114V113H132ZM148 114V115H149ZM161 114H158L159 115V117H160V115ZM186 114V113H185ZM188 114V113H187ZM186 114V117L187 116H190V114H188L187 115ZM208 114H210V113H208ZM212 114V113H211ZM221 114V113H220ZM219 114V115H220ZM234 114H235V112H234ZM243 114H244V112H243ZM246 114V113H245ZM251 114V113H250ZM250 114H248V115H250ZM254 114V113H253ZM259 114V113H258ZM264 114V113H263ZM262 114V115H263ZM78 115H79V113H78ZM95 115V114H94ZM98 115V114H97ZM138 115H140L139 113H138ZM156 115V114H155ZM153 116L152 114H151V116H153V117H157V116ZM177 115V116H176ZM202 115L203 114H200L199 116L200 117H202ZM205 115V114H204ZM204 115H203V117H204ZM216 114H214V116H215ZM227 115V117H228V114H226ZM226 115H225V117H226ZM231 115H233V114H231ZM235 115H237V114H235ZM247 114H246V116H248ZM255 115H256V113H255ZM260 115V114H259ZM68 116V115H67ZM92 116V115H91ZM119 116V115H118ZM132 116V115H131ZM135 116V115H134ZM150 116V115H149ZM148 116V118L150 119V117ZM163 116V115H162ZM161 116V117H162ZM197 116V115H196ZM198 116V117H199ZM213 116V117H214ZM234 116V115H233ZM245 116V117H246ZM66 116L64 115V118H65ZM85 117V116H84ZM94 117H96V116H94ZM136 117H138V116H136ZM147 117V116H146ZM153 117H152V119H153ZM168 117H166L167 119H168V121L167 122H169V118ZM174 116L172 117L173 118V120H174V118H175ZM186 117L184 118V120H186L187 121V119H186ZM212 117V116H211ZM210 117V118H211ZM217 117V116H216ZM221 117V116H220ZM220 118L221 119V121H224V119H227V118ZM248 117H250L251 118V115L250 116H248ZM254 117V116H253ZM253 117H252V119H251V121L253 120L254 122L256 121V120H254L253 119ZM258 117V116H257ZM264 117V116H263ZM31 118V121L29 122V119ZM134 118V117H133ZM165 118V119H166ZM195 116H194V120H195ZM207 118H209V117H207ZM210 118H209V120H210ZM229 118V117H228ZM231 118H234V117H230V119ZM237 118V117H236ZM100 119V118H99ZM102 119H104V120H106L105 118H103V116H102ZM117 119V118H116ZM121 119V118H120ZM119 119V120H120ZM132 119V118H131ZM139 119V118H138ZM149 119H147V120H149ZM157 119V118H156ZM158 119H160V118H158ZM163 119H164V117H163ZM162 119V120H163ZM166 119V120H167ZM190 119V118H189ZM193 119V118H192ZM200 118H198V119H196L197 120V122L199 123V120ZM218 119V118H217ZM229 119V120H230ZM240 119V118H239ZM246 119V118H245ZM249 119V118H248ZM129 120V119H128ZM172 120V119H171ZM172 120V121H173ZM184 120H183V122L181 123V124H183L184 125V128H185V126H188V124H187V122H186V124L187 125H185L184 123ZM191 120V119H190ZM212 120H214V118L212 119ZM219 120V119H218ZM232 120V119H231ZM261 120V119H260ZM125 121H126V119H125ZM134 121H136V120H134ZM133 121V122H134ZM146 121V120H145ZM152 121V120H151ZM178 121V120H177ZM193 121V120H192ZM201 121H202V118H201ZM201 121H200V123H201ZM203 121H204V118H203ZM202 121V122H203ZM206 121V120H205ZM216 121V120H215ZM220 121V124H225L224 126H222V128L224 127V128H227L228 127V124L229 123H226V122H228V121H225V123L224 122H221ZM242 121V120H241ZM65 122V123H64ZM120 122H122V121H120ZM130 122V121H129ZM137 122V121H136ZM147 122V121H146ZM146 122H145V126H143V124L144 123H142V127H144L145 129H147L146 128ZM156 122V121H155ZM158 122V121H157ZM159 122L161 123V121L159 120ZM158 122V123H159ZM176 122V121H175ZM175 122H172V124L173 123H175ZM190 122V121H189ZM195 122V123H194ZM209 122V121H208ZM207 121H206V123L207 124H209ZM217 122V121H216ZM215 122V123H216ZM229 122H232L233 123V121H229ZM244 122V121H243ZM259 122V121H258ZM126 123V122H125ZM165 123V122H164ZM191 123H194L195 125L194 126H196V121H193V122H191ZM191 123H190V125H191ZM210 123H211V121H210ZM240 125H241V122H238ZM245 123V122H244ZM256 123V122H255ZM261 123L264 125V123L261 121ZM62 124H67L69 127H66V128H61L60 129V125L62 126ZM123 124H124V122H123ZM154 124V123H153ZM151 125V126H149L148 128H151L152 129V126H153V128H155V126L154 125ZM162 124V123H161ZM212 124V123H211ZM217 125L219 124V123H216ZM227 124V125H226ZM231 124V123H230ZM235 124H237V123H235ZM243 124V123H242ZM247 124V123H246ZM249 124H250V122H249ZM260 124V123H259ZM258 123L256 124V125H259ZM54 125V126H53ZM127 125H128V123H127ZM131 125V124H130ZM130 125H129V127H130ZM148 125V124H147ZM156 125V124H155ZM160 125V124H159ZM158 125V126H159ZM170 125H171V122H170ZM176 125H178L177 124V122H176ZM199 125V124H198ZM202 125H204V127L202 126ZM202 127L205 129V123H202ZM210 125V124H209ZM216 125V126H217ZM232 125V124H231ZM233 125H234V123H233ZM238 125V124H237ZM240 125H239V127H240ZM244 125V124H243ZM263 125H262V127H263ZM56 127L55 129H51V127ZM94 128H95V130H96V127L94 126V125H92ZM124 126V125H123ZM126 126V125H125ZM135 126H137V123L135 124ZM157 126V125H156ZM156 127V129L158 128L159 129V127ZM166 126H168L167 124H166ZM193 125H191V127L192 128H194V130L193 129H191L193 132H196L195 131V129L197 130V128H195ZM207 126V125H206ZM219 126V125H218ZM217 126V127H218ZM230 126V125H229ZM235 126V125H234ZM253 126V125H252ZM260 127V129H261V125H259ZM129 127H128V129H129ZM138 127V126H137ZM164 127V126H163ZM168 127H170V126H168ZM171 127H173V125H171ZM175 127V126H174ZM173 127V129H179L180 128V126H176L175 128ZM189 127V126H188ZM199 127H200V125H199ZM199 127H198V129H199ZM209 127H211V126H209ZM237 127V126H236ZM236 127L233 129V130H235L236 129ZM242 127V126H241ZM244 127V126H243ZM247 127H249V126H247ZM254 127H256V126H254ZM253 127V128H254ZM46 128L48 129V130H46ZM139 128V127H138ZM212 129L214 128V127H211ZM223 128V129H224ZM238 128V127H237ZM245 128V127H244ZM251 128V127H250ZM130 129H131V127H130ZM143 129V128H142ZM151 129H149V130H151ZM161 129V128H160ZM165 129H166V131H167V128L165 127ZM165 129L163 130V132L165 131ZM171 130H172V128H170ZM178 129H177V131H176V133L177 132H180L181 131V133H183V134H188L189 135V132H190V130H186L185 129V131H183L182 132V130L180 129V131H178ZM211 129V130H212ZM217 129V128H216ZM220 129H221V126H220ZM222 129V130H223ZM228 129H229V127H228ZM242 130H240V129H237L238 131L240 130V131H242V132H247L246 131V129L245 130H243V128H241ZM258 129V128H257ZM46 130V131H45ZM53 130V131H52ZM126 130L127 129H125V132L123 131V134L125 133V137H127V135H130V134H133L132 132H130V130H128L127 132H130V133H127L126 134ZM132 130V129H131ZM134 130V129H133ZM132 130V131H133ZM149 130H147V131H149ZM153 130V129H152ZM151 130V131H152ZM175 130H172V131H169L170 132V134H171V136H172V133L171 132H175ZM200 130H202V129H200ZM215 130V129H214ZM229 130H231L232 131V126H231V129H229ZM237 130H236V135H237V140H235V144L237 143L236 141H239V139L242 137H240V138H238V136H240V135H242L243 133H241L240 134V132H237ZM247 130H249V128L247 129ZM251 130V129H250ZM249 130V131H250ZM254 130V129H253ZM28 131H30V132H33V134L34 135H31L32 137L33 136H36L37 137V139L35 140V138L33 137V138H31V140H30V138H28V136H26V135H28ZM135 131H137V130H134V133L135 134H137V132H135ZM142 131H144V130H142ZM154 131H156V130H153L152 132H154ZM160 130H158V133H160V134H163V132H161L162 131V129H161V131L159 132ZM187 131V133H185ZM190 132L191 134L193 133V132ZM205 131H206V129H205ZM205 131H202V132H205ZM218 131V130H217ZM230 131V132H231ZM248 131V132H249ZM252 131V130H251ZM48 132V133H49ZM168 131H167V133H169ZM173 132V133H174ZM201 131H199L198 132V134L200 133ZM209 132H210V130H209ZM27 133V134H26ZM113 133H115V132H110L108 135H110V137H109V139L110 138H112V137H116V136H114V134ZM166 133V132H165ZM181 133H179L180 135H183V134H181ZM211 133V132H210ZM217 133V132H216ZM222 133L224 134V130L222 131ZM228 133H229V131H228ZM227 133V131H226V134L225 135H227L228 134ZM232 133V132H231ZM238 133V134H237ZM252 132H250V134H251ZM254 133L256 134V132L254 131ZM258 133H260V132H257V134ZM261 133H263V131H261ZM261 133H260V135H261ZM7 134V135H6ZM47 134V133H46ZM56 134H58L59 136H57ZM169 134V135H170ZM179 134H177V137L179 138L180 136H179ZM195 134V133H194ZM214 134V133H213ZM213 134H212V136H213ZM234 134V133H233ZM240 134V135H239ZM246 134V133H245ZM250 134H246V135H243V137L242 138H247V140H248V135H250ZM253 134V133H252ZM256 134V135H257ZM4 135H6V137L4 136ZM108 135H106L105 136V140H107V136ZM137 135H139V134H137ZM164 135V134H163ZM163 135H160V137L161 136H163ZM175 135V134H174ZM184 136V137H189V136ZM222 135V134H221ZM230 135V134H229ZM235 135V136H236ZM254 135V134H253ZM47 136V135H46ZM64 136H67V138L65 139L64 138ZM140 136V135H139ZM170 136V137H171ZM176 136V135H175ZM182 136V137H183ZM192 136V138L194 137V139H195V136L194 135H191ZM198 136H200V137H204V135H201V133L198 135ZM210 135H208V136H205L204 138H206V137H209ZM224 136V135H223ZM231 136H234V135H231ZM234 136V137H235ZM248 136V137H247ZM258 136H259V134H258ZM5 137V138H4ZM164 137V136H163ZM166 137H168V135L166 136ZM202 137V138H203ZM254 138V136H252L251 135V138ZM260 137H263L264 138V135L262 134V136H260ZM8 138V137H7ZM28 138V139H27ZM128 138V139H127ZM127 138H124L123 140L124 141H128L129 140V138L130 137H127ZM165 138V137H164ZM173 138V137H172ZM175 138V137H174ZM174 138H173V140H174ZM176 139L177 140V144H174L173 143V140L171 139V138H165V139H163L165 142L167 141V139H169L166 143L168 144V142L170 141V139H171V142H172V144H174L175 146V148L176 147H179L180 145L182 146L183 144L182 143H184L185 142V144L183 145V147H181V148H172L173 146L171 145V148L170 147H166L167 149H169L170 148V150L172 149V152H170V151H168V150H166V151H164V146H167V144L165 145H163V142H162V144H160L159 146H161V149L160 150H162V148H163V150H162V154H163V156H164V153L165 152H167V153H169V154H171V156L174 154V150H176L175 151V153L178 155V152H180L179 153V155L181 156L182 155V157L184 156V153H186L187 154V152L184 150V149H182V148H184L185 147V149L189 152L187 155L189 156H187L186 155V157H188L189 159H191L192 161H194L193 159H197V162L196 163H200V162H198V161H200L201 160V158L200 157H202L203 155H204V151H206V150H204L203 151V148H202V146L199 144V145H197L198 147L199 146H201V149H199L197 146H196V140H198V138L197 139H195L194 141H195V145H194V141H193V145L192 144H190V143H186V141L187 140H183V142H182V140H181V142L179 141V139ZM191 138V137H190ZM210 138L212 139V137L210 136ZM224 138H225V136H224ZM223 138V139H224ZM255 138H256V136H255ZM4 139H5V142H4ZM58 139V140H59ZM102 139V138H101ZM100 139V140H101ZM108 139V140H109ZM137 139V138H136ZM180 139H185V138H180ZM187 139V138H186ZM215 139V138H214ZM222 139V138H221ZM232 139V138H231ZM234 139V138H233ZM250 139V138H249ZM257 139V141L256 140H253V139H251V142H253V144H254V141H255V143L256 142H259V140H258V137L256 138ZM259 139H261V138H259ZM72 140V141H71ZM108 140H107V143H108ZM160 140H162V139H160ZM162 140V141H163ZM245 140V139H244ZM262 140V139H261ZM260 140V142H262ZM192 141V140H191ZM199 141H203V140H200V138H199V140H198V142ZM204 141H206L205 139H204ZM203 141V142H204ZM215 141H216V139H215ZM224 141V140H223ZM232 141V140H231ZM249 141V140H248ZM103 142H104V137H103ZM110 142V141H109ZM164 142V143H165ZM178 142H180L181 144L179 145V146H176V145H178ZM202 142V143H203ZM217 142V141H216ZM215 142V143H216ZM220 142V141H219ZM240 142L242 143H245L244 141H241V139H240ZM247 142V141H246ZM250 142V143H251ZM264 142V141H263ZM262 142V143H263ZM11 143V144H12ZM98 143H100V141L98 142ZM97 143V146H103V145H105V146H107V143H100V144H98ZM156 143V142H155ZM158 143H161V142H158L157 141V144ZM204 143H206V142H204ZM203 143V144H204ZM208 143V142H207ZM210 143V142H209ZM208 143V144H209ZM213 143V142H212ZM232 143V142H231ZM231 143H229L230 145H231ZM239 143V142H238ZM115 144H116V140H115ZM114 144V145H115ZM138 143H136V145H137ZM154 144V143H153ZM152 144V146H150L149 148H151V147H153V148H157L158 147V145L157 146H154ZM169 144H170V142H169ZM257 144V143H256ZM13 145V144H12ZM12 145H8V146H1V149H0V151L1 150H3L2 148H8L9 149V147H10V149L12 148L11 146ZM15 145V144H14ZM16 145V146H17ZM112 145V144H111ZM163 145V146H162ZM186 145V146H185ZM205 145V144H204ZM207 145V144H206ZM205 145V146H206ZM217 144H213V146L215 147ZM223 145H224V143H223ZM234 145V144H233ZM232 145V146H233ZM238 145H240V144H238ZM246 145V144H245ZM247 145H250L249 143L247 144ZM246 145V146H247ZM259 145V144H258ZM258 145H256V148H257V146ZM264 145V144H263ZM70 146H72V147H70ZM95 146V147H94ZM108 146H110V144L108 145ZM170 146V145H169ZM195 146H196V149H197V151H196V149H195ZM209 146V145H208ZM211 146V145H210ZM209 146V149L211 148ZM232 146H231V148H232ZM235 146H237V144L235 145ZM241 146H244L243 144H241ZM260 146V145H259ZM104 147V146H103ZM240 147V146H239ZM13 148H15V147H13ZM12 148V149H13ZM42 148L40 147V149L42 150ZM105 149H107L108 147H104ZM149 148H147L148 150H150ZM152 148V149H153ZM159 148V147H158ZM189 148V149H188ZM190 148L191 149H194V152L195 153H193V155L195 156V154H199V153H197L199 150H200V154L202 155H200L199 154V156H197L198 158H196V156H195V158H193V156L191 157L190 156V154L192 153V151L190 152ZM205 148V147H204ZM208 148V147H207ZM222 148V147H221ZM235 148H237V147H235ZM247 148V147H246ZM252 146H251V148L248 150V151H246V150H244V153H247V152H249V151H251L252 150ZM255 148V149H256ZM19 148L17 147V150H18ZM39 149V151L41 152V153H43L41 150ZM68 149V148H67ZM73 149H78L76 152H78L81 156L80 157H77V158H75V157H73V152H75V151H73ZM146 149V150H147ZM212 149V148H211ZM213 149H217V148H213ZM233 149V148H232ZM239 149V148H238ZM241 149V148H240ZM259 149H260V147H259ZM4 150H6V151H8L7 149H4ZM3 150V151H4ZM14 150H16V149H14ZM14 151L15 153H18L19 154V152L18 151ZM37 150V149H36ZM148 150H147V152H148ZM157 150V152H158V149H156ZM155 150V151H156ZM183 150L185 151V152H183ZM230 150V149H229ZM261 150V149H260ZM264 150V149H263ZM263 150H261V151H263ZM10 151H12V150H10ZM20 151V150H19ZM38 151V150H37ZM37 151H35V153H37ZM39 151H38V153H39ZM69 151H70V153H69ZM155 151L153 152V154L155 153ZM178 151V152H177ZM208 151V150H207ZM221 151V150H220ZM235 151H236V149H235ZM242 151V150H241ZM246 151V152H245ZM253 151V152H252ZM251 152L252 153H250L249 152V154H251V155H249L250 157H256V156H258V154H257V152H256V154L254 153L255 151L254 150H252ZM2 152V151H1ZM1 152H0V156L2 155L1 154ZM5 152V151H4ZM13 152V153H14ZM26 152V151H25ZM28 152V151H27ZM66 152H67V150H66ZM137 152V151H136ZM156 152V153H157ZM201 152H204V153H201ZM209 152V151H208ZM234 152V151H233ZM237 152V151H236ZM235 152V153H236ZM240 152V151H239ZM238 152V153H239ZM243 152V151H242ZM3 153V152H2ZM12 153V154H13ZM41 153H39V157H40V155H41ZM149 153H151L152 154V150L151 151H149L148 152V154ZM159 153V152H158ZM160 153H161V151H160ZM167 153H165L166 154V157H167ZM181 153H183V154H181ZM254 153V154H253ZM259 153V156L261 155V156H263L262 158H263V165L262 164H260V160H258V159H260L259 157H257V158H254L253 160H255V159H257L256 161H255V163H252V162H250L249 161V159L248 158H245L244 157V159L242 160V159H240L239 158V156H241L243 153H241V154H239V156H236L237 158H238V160L240 159L241 160V162L243 163V164H241V162L240 163H236L237 164V166H236V168H240V166H239V164L241 165V166H244L243 167V169L246 171H244L243 173H244V175L245 174H253L252 176H253V178L255 177V179H253V178H249V179H245V178H243V177H239V180H238V182H235V180H234V183H232V184H227L226 182H222V183H219L216 187H215V190L212 188V186H211V189H212V191L214 192V194L215 195H217V199H218V202H221V204L224 202V201H226L227 202V205L225 206V208L224 209H222V207L220 206V208H218V210H217V212H216V216H215V218L212 220V225L211 226H207V227H205L204 228V231H201V232H199V233H197V234H195V236L193 237V239H194V241H195V243L194 244H188L189 246H191L193 249L195 248V246H200V245H202V244H204L207 240H209L210 238H212L213 237V235H214V233H215V231H218V235H219V237L220 238H223V235L226 237V240L224 241V242H222L221 244H220V246L219 247H216V248H213V249H209V250H206V251H204L200 256H201V262H200V264H264V222H262V223H259L255 218H254V216L253 215H250L249 216V214H245L244 213V208L245 207H254V206H259L258 208H260V210L262 211V212H264V169H261V167H259L260 165H262V166H264V155H262V154H260V152H258ZM5 154V153H4ZM4 154H3V156H4ZM11 154V152H9V155H12ZM17 154V157H19V155ZM22 154H24V151H23V153ZM27 154H30V153H27ZM227 154V153H226ZM232 154V153H231ZM6 155L8 156V152H6ZM25 155H26V153H25ZM30 155H32V154H30ZM157 155V154H156ZM155 155V156H156ZM177 156L176 157V155H175V159L176 158H178L177 160H178V162L177 163H179V162H182V160L184 161L185 160V162H186V159L184 158H181L180 156ZM205 155H207L206 153H205ZM205 155H204V157H205ZM238 155V154H237ZM248 155V154H247ZM254 155V156H253ZM2 156V157H3ZM5 157V158H8V157ZM16 155H13V158L15 157ZM21 156V155H20ZM37 156H38V154H37ZM142 156V155H141ZM141 156H139V157H137L138 159L140 158V159H142L143 157H141ZM149 156V155H148ZM147 156V157H148ZM153 155H151V157H152ZM158 156V158H159V154L157 155ZM157 156H156V159H158L157 158ZM161 156V155H160ZM169 156V155H168ZM171 156H170V158H171ZM174 156V155H173ZM209 156H211V155H209ZM213 156V155H212ZM232 155H230L229 157H231ZM235 156V155H234ZM1 157V160L2 159H4V157L2 158ZM11 156H9V158H10ZM24 157V156H23ZM29 157V156H28ZM32 157H34V160H27V162H35V161H37V160H40V161H42V162H40V163H42L43 165L46 163V162H43V160L42 159H45V156L44 155H42L40 158H42V159H38L37 157H36V155L34 156H32ZM146 157V158H147ZM179 157L181 158V161H180V159H179ZM191 157V158H190ZM204 157H203V159H202V162L203 163H205L204 162V160L206 161L207 160V163H210V161L208 162V160L210 159L211 160V158H209V157H207L206 156V158H208V159H204ZM228 157V158H229ZM246 157H248V156H246ZM13 158H10L11 160L13 159ZM26 158H27V155H26ZM30 158V157H29ZM28 158V159H29ZM35 158L37 159V160H35ZM154 159H153V162H155L154 160H156L155 159V157H153ZM162 158V157H161ZM160 158V159H161ZM165 158V156L162 158V159H164ZM243 158V157H242ZM18 159H20V157L18 158ZM31 159V158H30ZM33 159V158H32ZM137 159V160H138ZM139 159V160H140ZM144 160H145V158H143ZM236 159V158H235ZM250 159H252V158H250ZM0 160V162L1 163H3L4 162V160L6 161V159H4L3 161H1ZM9 160V159H8ZM11 160H9V161H11ZM14 160H15V163H17V161H16V158H14L13 159V161L12 162H10L9 163V165H12V163H14ZM23 160V159H22ZM22 160H19V161H22ZM26 160L24 161V162H26ZM137 161L138 162V164H139V162H141V166L143 165L142 163L143 162H147V161H149L150 160V158L146 161ZM152 160V159H151ZM171 160L173 161V158H171ZM237 159H236V161H238ZM253 160H251V161H253ZM46 161V160H45ZM168 161H169V157H168ZM172 161H169L168 163H166V164H168L169 165V168H170V171H171V167L172 168H174L173 166V163L174 162H172ZM187 161H188V159H187ZM190 161V160H189ZM212 161V160H211ZM151 162V164H152V161H149L148 163H150ZM172 163V166L170 165L171 163ZM201 162V163H202ZM239 162V161H238ZM261 162V163H262ZM20 163V162H19ZM147 163V164H148ZM158 162H156L155 164L153 163V165H157V167H161L162 169H163V165L161 166V165H158L157 164ZM170 163V164H169ZM186 163H188V162H186ZM185 163V164H186ZM192 163V162H191ZM190 162L188 163V168H190L191 166H193L194 165V163H193V165L191 164ZM202 163V164H203ZM5 164V163H4ZM4 164H2V165H4ZM8 164V163H7ZM137 164V165H138ZM147 164H145V166L147 165ZM166 164H164V168H165V165ZM175 164H176V162H175ZM182 165L184 164V162L183 163H181ZM181 164H179V165H181ZM183 165L184 167L186 166V165ZM190 164H191V166H190ZM211 164V163H210ZM260 164V165H259ZM1 165V166H2ZM140 165V164H139ZM139 165H138V167H139ZM149 165V164H148ZM153 165H151V166H153ZM168 165H166V166H168ZM177 165V164H176ZM176 165H175V169H177L176 168ZM177 166V167H181L182 168V166ZM198 165V164H197ZM196 164H195V166L197 167L196 168V170H198L197 172H200V169H198L199 167L198 166H200L201 168L203 167V165L201 166V164H199L198 166H197ZM206 165H208V164H206ZM171 166V167H170ZM204 166H205V164H204ZM3 167H5V166H3ZM154 167H156V166H154ZM153 167V168H154ZM208 167H210L209 169H208V172H207V170L205 171H203V168H202V173H201V175L203 174V172L205 173V174H211V170L213 169V166H211V165H209ZM235 167V166H234ZM71 168V169H70ZM140 168V167H139ZM139 168H137V169H139ZM152 168V169H153ZM168 167H166V169H167ZM169 168L167 169V171H166V169H164L165 170V172H167L166 174H164L163 172V175H166L167 177L166 178H168L167 180H169L170 179V177L171 176H169L168 177V175L170 174V172L168 171L169 170ZM186 168V170H187V166L185 167ZM185 168H182V171L180 170H178L177 169V173H180V172H183V169H185ZM194 168V167H193ZM235 168V169H236ZM158 169V168H157ZM155 170V168H154V170L156 171V173H158L157 171H164V170ZM175 169H173L175 172H176V170ZM192 169V168H191ZM204 169H206V166L204 167ZM153 170V172H155ZM172 170V171H173ZM185 170V171H186ZM194 170H195V168H194ZM194 170L192 169V171L194 172ZM239 170V169H238ZM191 171V170H190ZM237 171V170H236ZM175 172H171V173H174L175 174ZM189 172V171H188ZM192 172V173H193ZM169 173V174H168ZM184 173V172H183ZM239 173H240V170H239ZM103 174L104 175H106L105 177H103ZM193 174H197L199 177H201V175H200V173H196V171L193 173ZM208 174V175H209ZM247 174V175H248ZM100 175L102 176V178L103 179H101V177H100ZM208 175H206V177L208 176ZM247 175H245V176H247ZM258 175V176H257ZM203 176H204V174H203ZM259 176H260V179H258L259 178ZM80 177H82L81 175L79 176V178ZM100 177V180H97L98 178ZM205 177V176H204ZM205 177V178H206ZM79 178H78V180H79ZM82 178H80V180H81ZM84 179H83V182H84ZM203 179V178H202ZM207 179V178H206ZM76 180H77V177H76ZM77 180V181H78ZM174 180V179H173ZM176 180V179H175ZM76 181V182H77ZM106 180L104 179L103 180V183L105 182ZM177 181V180H176ZM175 181V182H176ZM209 179H207V181L206 182H208L209 183ZM96 182V183H95ZM172 182V181H171ZM174 181H173V183L172 184H174L175 183ZM82 183V182H81ZM81 183H77V185H80ZM205 183V182H204ZM208 183H205V185H208ZM105 184V183H104ZM165 184H167V182H165ZM167 185H169V184H167ZM87 186V185H86ZM33 188V187H32ZM4 189V188H3ZM5 190H6V187H5ZM3 190L2 192H5L6 193V191L8 190ZM34 190V191H33ZM33 190H30L29 189V193L31 194L30 196L31 197H33V194H34V192L36 191V188L35 189H33ZM38 190V189H37ZM103 190V191H102ZM87 191V192H86ZM9 192V191H8ZM33 194H32V193ZM38 191H36V193H35V195H39L38 193H37ZM10 193V192H9ZM9 193H7V195L9 194ZM41 193V192H40ZM24 193L22 192V195H23ZM6 195V194H5ZM6 195V197H5V199L2 197L0 200H2V199H4V200H6V201H8V199L9 198H7L8 196ZM4 196V195H3ZM9 197H10V194H9ZM23 197H26L25 195L23 196ZM36 197V196H35ZM44 198V197H43ZM43 198H41V194H40V196H39V198L37 197L36 199H43ZM35 199V198H34ZM3 201V200H2ZM37 201V200H36ZM1 202V201H0ZM11 202V203H10ZM10 204L12 205V200H11V198H10ZM5 201L3 202V205H5ZM8 203V204H9ZM7 205V206H10V207H12L11 205ZM2 205V204H1ZM48 205V204H47ZM45 206H46V204H45ZM94 206V205H93ZM4 207V206H3ZM9 207V209H11ZM47 207L48 206H46L45 208L47 209ZM98 209H99V211H95V212H91L92 214H95L94 216L92 215L91 216V214L89 213L88 215L89 216H91L92 217V221H91V226L93 225L92 224V222L95 220V218H96V216L98 215V214H100L101 213V210L102 209H100L101 207H99V206H96ZM49 208H52V206L51 207H48V209ZM90 208H92V206L90 207ZM7 209V207H4V208H2V211H4V212H0L1 213V216L2 215H4V216H6V215H9V213H7L8 211L6 210ZM89 209V205H84V209L82 208V210L84 211V210H86L85 212H86V216H88L87 215V210ZM96 209V208H95ZM98 209H96V210H98ZM93 210H94V207H93ZM93 210H91V211H93ZM82 211V212H83ZM222 211H224V213H226V215L225 216H223V215H221V212ZM46 212V214H47V210L45 211ZM52 211L49 209V214L50 215H52V216H54L52 213H51ZM85 212L83 213L84 215H85ZM89 212V211H88ZM44 215H45V213H43ZM15 215H17V214H15ZM14 215V217L13 216H8V217H6V219L5 220H11L10 222V224H15L17 227H13V228H10V229H8L9 228V226H8V228H7V226H6V228L4 229V227H0V234H1V236L3 237V236H6L7 238L9 237V238H11V240L14 242H16L17 244H19V246L21 245V244H24L25 245V243H23L24 242V238H22V236H21V234L20 233H22V232H20V230H19V226H18V217L16 218V216ZM80 215H81V213H80ZM84 215H81V216H84ZM18 216V215H17ZM86 216H84V220L86 219L85 217ZM89 216H88V218H89ZM44 217H46V216H44ZM43 217V218H44ZM47 217H49L50 218V216H47ZM55 217V216H54ZM3 218V217H2ZM42 218V219H43ZM53 218V217H52ZM1 219V218H0ZM90 219L91 218H89V221H90ZM46 220V219H45ZM84 220H83V217H82V223L84 222ZM4 221V220H3ZM44 221V220H43ZM48 221V220H47ZM46 221V222H47ZM53 221H54V219H53ZM86 221H88V220H86ZM88 221V222H89ZM2 222V221H1ZM7 222H9V221H7ZM50 222H51V219H50ZM78 222H79V220H78ZM4 223V222H3ZM81 221H80V224L79 223H77V225L79 224L80 226H81ZM85 224H86V226L88 225V223H86V222H84ZM83 223V224H84ZM44 224H45V222H44ZM49 225H47V226H51L50 224H52V227L54 228V226H53V223H48ZM89 224H90V222H89ZM1 225V224H0ZM3 225H5V224H3ZM76 225V224H75ZM77 225H76V227H77ZM124 225V224H123ZM79 226V227H80ZM90 225H88V227H89ZM100 226V225H99ZM117 226H121V228H124L125 226H123L122 227V224H118V225H116V227ZM19 227V228H18ZM51 227V228H52ZM88 227H87V229H88ZM94 227V226H93ZM92 227V228H93ZM102 227V226H101ZM101 227H99V230L98 231H100V236H102V234L101 233H103V231L105 232V234H103L104 236H102V238H103V240H102V242H104L105 244H103L104 246H106L107 245V247H109L108 248V252L107 253H112L113 254V256L114 257H118V258H121L122 256H131V255H137V256H140V255H142V250H144L145 248L143 247L145 244H150V243H154V238H153V235L151 234V233H149L148 231H146V230H140L139 229V227H137V226H135V227H133V225L131 226V228H129V229H131L130 230V232L132 231V234H131V236L129 235H127V236H124L125 234H123L122 235V233L124 232V233H126L123 229H121V231L123 230V232L121 233V231H118L120 234H118L117 235V233H115V231H116V229H118L119 227H117L116 229H114V232H113V228L112 229H110V228H103V231H101ZM127 227H128V225H127ZM127 227H125L126 229H127ZM136 227L139 229V231L138 230H136ZM49 228V227H48ZM78 228V227H77ZM91 228V229H92ZM98 227L96 226V229H97ZM115 228V227H114ZM79 229V228H78ZM119 230V229H118ZM92 230H90L89 232L90 233H92L91 232ZM94 231H95V229H94ZM97 231V230H96ZM97 231V232H98ZM128 231V230H127ZM146 231V232H145ZM49 232H50V230H48L47 231V234H49ZM117 232V231H116ZM83 233V232H82ZM78 235H80V234H78ZM77 235V233H76V236H78ZM85 235V234H84ZM93 235H96V234H93ZM92 234H91V236H93ZM98 235H99V232H98ZM98 235H97V237H98ZM239 235V239H238V241L236 242V243H234V241L236 240V237ZM0 236V237H1ZM75 236V237H76ZM81 236V235H80ZM91 236H88V238H86V240L87 239H89V237L91 238ZM79 237V236H78ZM78 237H77V239H78ZM82 237V236H81ZM84 237V236H83ZM87 237V236H86ZM96 237V236H95ZM95 237L93 238L94 239V241H97V239H95ZM132 238V237H143V238H136V240H135V243H134V245H131V246H127V245H125V244H123L124 243V241L126 240V239H128V238ZM4 238V237H3ZM101 238V237H100ZM100 238H98V240L100 239ZM4 239H6V238H4ZM8 240V239H7ZM6 240V241H7ZM84 240H85V238H84ZM83 240V241H84ZM90 240V239H89ZM88 240V242H90ZM78 241V240H77ZM79 241H80V239H79ZM78 241V242H79ZM94 241H92V238H91V242H93L94 243ZM100 241V240H99ZM3 242V241H2ZM78 242H76L77 243V245H78ZM6 243V242H5ZM15 243V244H16ZM99 243H101V242H99ZM56 244H57V242H56ZM85 244V243H84ZM84 244H81V246L83 245L84 246ZM88 244V243H87ZM90 244V243H89ZM92 244V243H91ZM97 244H98V242H97ZM102 244V243H101ZM7 245V244H6ZM9 245V244H8ZM12 245V244H11ZM61 245V244H60ZM2 246V245H1ZM0 246V247H1ZM4 246V245H3ZM15 246V248H16V245H14ZM74 246V245H73ZM98 246H100V245H97V247ZM9 247H11V246H9ZM88 247V246H87ZM102 246H100L99 248H101ZM22 248H24V246L22 247ZM79 248V247H78ZM92 248H94V247H92ZM6 249V248H5ZM4 249V250H5ZM12 249H14V248H12ZM11 249V250H12ZM25 249V248H24ZM60 248H58V250H59ZM75 249H77L76 247H75ZM98 249V248H97ZM188 248L187 247H185V248H183L181 251H185V250H187ZM9 250V249H8ZM8 250H7V252H8ZM95 250V249H94ZM103 250H105V248H103L102 249V251ZM1 251H3V248H2V250ZM14 251H17L16 249L14 250ZM24 251V250H23ZM92 251V250H91ZM90 251V252H91ZM98 251V250H97ZM99 251H101V250H99ZM106 251V250H105ZM57 252V251H56ZM59 252V251H58ZM80 251L78 250V253H79ZM2 253V252H1ZM9 254H10V252H8ZM81 253H83L84 254V251L83 252H81ZM86 253V252H85ZM3 254V253H2ZM13 254V253H12ZM59 254H61V253H59ZM89 254V253H88ZM85 255V259H86V254H84ZM3 256H5V254L3 255ZM57 256V255H56ZM60 256V255H59ZM1 257H2V255H1ZM91 258V257H90ZM2 260V259H1ZM89 260L90 259H88V262H89ZM87 261V260H86ZM92 261H93V259H92ZM83 262V261H82ZM116 261L114 260V264H119V262L117 261V263H115ZM112 263V262H111ZM110 263V264H111ZM1 264H2V261H1ZM121 264H126V263H121Z\"/></svg>",
  "mask_w": 264,
  "mask_h": 264
}]
</instances>
